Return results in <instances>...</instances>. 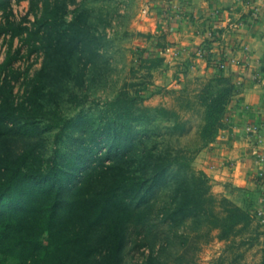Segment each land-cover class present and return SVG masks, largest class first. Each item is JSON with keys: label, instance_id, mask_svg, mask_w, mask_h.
Here are the masks:
<instances>
[{"label": "rangeland", "instance_id": "374dc122", "mask_svg": "<svg viewBox=\"0 0 264 264\" xmlns=\"http://www.w3.org/2000/svg\"><path fill=\"white\" fill-rule=\"evenodd\" d=\"M30 1L10 0L7 18L0 8V84L9 79L14 100L34 104L42 113L32 122L20 121L21 125L8 122L9 130L0 136V153L29 150L42 159L53 155L58 163L79 151H87L91 158L85 145L105 121L107 104L122 92L133 101L134 117H120L112 126L122 131L120 140L128 146V157L152 146L160 154L182 147L191 157L192 169L204 175L213 196L210 205L218 210L224 198L253 212L246 190L219 186L196 164L198 155L227 127L236 89L218 72L190 69L179 58L167 59L164 51L151 49V19L144 12L147 0H38L32 11ZM43 4L56 15L40 28L35 41L23 44L17 36L2 32L7 19L30 26ZM81 10L78 33L71 32L74 25L64 31ZM7 54L13 57L9 63L4 62ZM48 117L59 118V125H46ZM135 167L130 169L137 173ZM171 169L165 166L168 178L148 192L145 204L135 207V215L138 209L152 218L155 227L137 241L136 219L127 230L120 264H260L264 226L254 214L245 224L233 226L226 238L217 237L213 221L191 216L165 220L160 213L154 217L156 208L172 197Z\"/></svg>", "mask_w": 264, "mask_h": 264}, {"label": "trees", "instance_id": "16d2710c", "mask_svg": "<svg viewBox=\"0 0 264 264\" xmlns=\"http://www.w3.org/2000/svg\"><path fill=\"white\" fill-rule=\"evenodd\" d=\"M9 1L0 0L5 18ZM37 1H30L29 10L38 6ZM83 11L64 31L73 25L76 28L71 32L78 30ZM54 12L43 4L30 26L7 19L2 32L17 36L23 44L35 41L40 28L55 18ZM12 58L7 54L4 62ZM23 102L14 100L13 85L5 78L0 84V136L9 130L8 122L21 125L20 121L32 122L42 113L36 105ZM132 106L131 98L122 92L107 104L105 121L85 145L91 158L87 151H79L58 163L53 155L42 159L29 150L16 155L0 153V264H120L127 230L136 219L137 241L155 227L152 218L144 217L138 209L136 216L135 207L145 204L148 192L168 178L165 166L173 169L168 179L172 197L156 208L154 217L160 213L165 220L191 216L205 223L213 221L218 238H226L233 226L250 220L253 212L224 198L219 200L218 210L209 204L213 196L203 173L192 169L186 149L160 154L157 146H152L140 152L137 149L135 158L128 157V146L120 140L122 131L112 124L120 117L133 118ZM48 120V126L60 123L56 117ZM133 164L137 173L130 169ZM260 264H264V244Z\"/></svg>", "mask_w": 264, "mask_h": 264}, {"label": "crops", "instance_id": "0c3cea01", "mask_svg": "<svg viewBox=\"0 0 264 264\" xmlns=\"http://www.w3.org/2000/svg\"><path fill=\"white\" fill-rule=\"evenodd\" d=\"M144 10L151 49L169 48L167 59L233 84L227 127L196 164L219 186L246 190L252 208H264V0H147Z\"/></svg>", "mask_w": 264, "mask_h": 264}, {"label": "built area", "instance_id": "2783aa9c", "mask_svg": "<svg viewBox=\"0 0 264 264\" xmlns=\"http://www.w3.org/2000/svg\"><path fill=\"white\" fill-rule=\"evenodd\" d=\"M170 49L169 48H164V53L165 52H168ZM196 53L198 54V56H202V53H203V49L201 48H198L196 50ZM217 65L222 68L224 66L223 63L221 62H218ZM253 214L254 216L256 217V219H258V221L264 226V208H261V207H256L253 209Z\"/></svg>", "mask_w": 264, "mask_h": 264}]
</instances>
